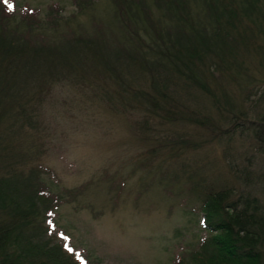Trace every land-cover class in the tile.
I'll return each mask as SVG.
<instances>
[{
    "label": "rangeland",
    "instance_id": "374dc122",
    "mask_svg": "<svg viewBox=\"0 0 264 264\" xmlns=\"http://www.w3.org/2000/svg\"><path fill=\"white\" fill-rule=\"evenodd\" d=\"M221 1L8 0L14 5L9 11L0 0L2 35L22 36L34 29V43L48 42L41 50L45 66L22 67L19 78L25 75L28 81L21 86L17 79L11 94L0 100V163L27 164L22 191L26 193L27 180L37 181L35 188L29 187L24 204L29 206L35 199L36 214L39 220L45 219L47 231L49 224L56 241L88 264L223 262L224 257L213 255L219 251L217 239L225 241L226 237L218 228L220 215L202 195L188 189L187 173L201 166L210 180L245 186L243 172L229 166V134L237 133L236 145L250 152V166L259 174L264 173L261 137L254 130L243 134L240 125L232 129L233 124L225 122L227 113L219 111L229 104L224 102L219 108L213 95L203 89H190L189 104L213 116L220 125L214 132L204 127L209 124L169 123L146 96L135 93L154 92L168 82L163 81L168 75L180 84L191 80L187 73L172 68L169 60H156L161 49L180 48L183 43L175 44L176 38L187 35L193 23L198 25V15L203 19L206 13L216 12ZM131 11L135 25L126 14ZM39 20L48 27L40 28L47 36L36 29ZM69 33L94 37L95 42L73 50L69 57L61 54L50 59L51 49L45 48L53 45L52 50L63 53ZM13 40L9 41L14 48H23L21 38ZM259 41L264 44V35ZM240 60L239 66L219 62L222 67L217 76L223 72L221 86L235 105L225 111L238 115L243 109L254 122V102L261 93L263 74L260 55L252 48ZM167 61L173 74L153 70ZM58 73L64 74L56 79ZM38 91L44 92V98L33 104ZM215 92L223 93L221 88ZM175 133L188 148L179 144L186 151L180 164L188 165L177 167L183 170L181 180L165 170ZM36 155L37 165L30 162V156ZM257 183L264 201V183ZM39 184L46 193L51 191L47 194L53 201L48 199L47 204L52 210L44 212L46 207L36 198Z\"/></svg>",
    "mask_w": 264,
    "mask_h": 264
},
{
    "label": "trees",
    "instance_id": "16d2710c",
    "mask_svg": "<svg viewBox=\"0 0 264 264\" xmlns=\"http://www.w3.org/2000/svg\"><path fill=\"white\" fill-rule=\"evenodd\" d=\"M137 9L138 7L134 8L135 12ZM214 11L216 12L210 13V15L206 13L207 17L203 19L198 15V25L193 23L187 35L176 38L175 44L183 43L179 46L180 48L173 45L174 51L170 47L161 49L160 56L156 60H169L173 64L172 68L178 69L180 74L187 73L191 80L189 79L190 81L186 84H180L170 79L171 76L168 75L163 79L168 82L155 88L154 92L148 94L145 91L142 93L136 91L135 93L140 98L146 96L144 99L149 100L157 108L155 112L160 111L161 116L165 117L169 123H171L170 121L184 120L199 126L209 124L210 126L204 127H210V130L214 132L220 125L216 123L213 116H210V113H203L202 110L192 109V105L189 104V95L193 94L190 89H203L206 93L210 92V95H213L214 102L219 105V108L225 103L229 104L219 111L223 110L224 115L225 112L227 113L225 122L228 125L233 124L232 129L240 125L243 134L247 133L245 130H254L256 137H261L263 146L264 44L259 40H261V35H264V0H222L217 3ZM121 13L125 15L123 11ZM253 13H257L258 17H253ZM126 14L129 21L135 25L132 11L131 14L127 12ZM28 19L33 18L28 16ZM31 22L34 21H29V23ZM46 24L56 26L52 23ZM41 27L48 28L39 20L36 29L41 32L40 35L47 36L40 30ZM33 33H35L34 29L29 30L28 33H22L24 36L18 34L8 37L0 33V100L4 99L8 93L11 94L10 91L14 89L13 83L17 79L21 86H24L28 81L25 75H21L19 78L22 67L34 69L43 63L44 56L41 50H44V46L48 42L34 43ZM10 38H21L25 42L22 44L23 48H14L15 44L12 41L16 40ZM38 38L40 37L38 36ZM92 39L94 37L84 36L81 33H69L66 42H64L66 51L60 53L56 49L52 50L53 45L48 46L45 50L51 49L47 53L50 59H58L61 54H66L69 57L73 50H80V46L92 45L95 42V39ZM132 47L136 48V45L133 43ZM252 48L259 53V65L263 69L261 93L254 102L253 111L255 114L252 115L256 123L243 109L238 111V115H233L234 113L230 115V111L235 105L227 99L228 91L221 86L223 84L220 79L225 80L223 72L220 77L217 76L218 68L222 67L219 62L227 63L230 66H239L241 64L240 56L251 51ZM238 54L239 57H237ZM228 56L229 58H227ZM230 58L235 60L229 61ZM175 59L177 60L175 61ZM164 64L157 65L153 70L158 72L166 70L173 74V69L166 65L168 61ZM29 72L32 70L29 69ZM58 74L56 79L64 73ZM152 76H154L153 71ZM220 88L223 93L218 96L215 89L220 90ZM183 94L185 95L182 96ZM222 95L225 97L221 98ZM43 96L44 92L38 91V96L33 97V104L41 103ZM227 108H229V112L225 111ZM236 137L237 133L234 137L229 134L230 141L228 142L231 143V148L228 154L229 158H232L229 166L235 165L243 172L247 181L245 186L230 182L219 184L216 180L208 179L203 173V167L200 166L187 173L188 189L202 195L205 203H209V208L215 209V213L220 215V219L217 220L218 228L225 232L226 237L225 241L217 239L219 251L213 253L215 257H224L223 262L219 264H260L264 258V201L261 197L262 189L259 188L257 182L263 181L264 183V173L259 174L253 170V167L250 166L252 161L250 152L238 148ZM173 139L174 143L169 152L170 161L165 170L181 180L183 170L179 172L177 167L183 168L182 166L186 167L187 164H180L181 156L186 151L184 152L179 144L181 143L184 147L186 141L176 133ZM191 146L194 147L193 144ZM36 156L37 158L30 156V162L35 165L39 162V156ZM22 157H27V155ZM165 162L167 163V161ZM0 164H3V166L0 165V264H81L74 252L56 241V238L51 234L49 224H47V231L45 219L42 217V221L39 220L36 214L35 199L30 201L29 206L24 204V196L29 192V187L35 188L37 181V179L35 182L27 180L26 193L22 191L23 181L27 177V164L17 165L14 161ZM242 165L244 167H240ZM38 169L44 171L42 168ZM30 182L31 185H29ZM41 186L42 184H39L40 188L35 196L42 201L46 207L44 212H46L51 209L49 208L51 204L48 206L47 201L49 199L51 203L53 198L47 194L51 191L46 193V190H41ZM44 240L46 242L43 244Z\"/></svg>",
    "mask_w": 264,
    "mask_h": 264
},
{
    "label": "snow or ice",
    "instance_id": "6c2138e0",
    "mask_svg": "<svg viewBox=\"0 0 264 264\" xmlns=\"http://www.w3.org/2000/svg\"><path fill=\"white\" fill-rule=\"evenodd\" d=\"M4 3L7 5V8H8L9 11H11L13 9L14 5L9 3L8 0H4Z\"/></svg>",
    "mask_w": 264,
    "mask_h": 264
}]
</instances>
